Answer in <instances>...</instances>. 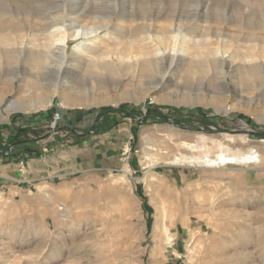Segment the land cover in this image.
<instances>
[{
	"label": "rangeland",
	"instance_id": "374dc122",
	"mask_svg": "<svg viewBox=\"0 0 264 264\" xmlns=\"http://www.w3.org/2000/svg\"><path fill=\"white\" fill-rule=\"evenodd\" d=\"M50 108L113 166L0 200V264H264V0H0V122Z\"/></svg>",
	"mask_w": 264,
	"mask_h": 264
},
{
	"label": "crops",
	"instance_id": "0c3cea01",
	"mask_svg": "<svg viewBox=\"0 0 264 264\" xmlns=\"http://www.w3.org/2000/svg\"><path fill=\"white\" fill-rule=\"evenodd\" d=\"M54 111L50 108L12 114L0 122V200L39 186L67 185L68 178L83 176L88 171L100 172L105 164L113 166L110 156L115 153L113 139L118 129L108 116L104 118L105 126L101 125V117L94 119L95 125L88 131L91 135L82 137L72 131L79 140L70 145L66 142L71 136L64 139L61 131L70 129L67 123L72 119L68 114L77 117L79 112L61 108L60 118L52 127ZM60 123L62 130L53 133Z\"/></svg>",
	"mask_w": 264,
	"mask_h": 264
},
{
	"label": "bare ground",
	"instance_id": "6f19581e",
	"mask_svg": "<svg viewBox=\"0 0 264 264\" xmlns=\"http://www.w3.org/2000/svg\"><path fill=\"white\" fill-rule=\"evenodd\" d=\"M170 24H168V25L170 26ZM163 26H165V25H163ZM183 27H185V26H183ZM208 29H209V27H208ZM170 30L172 32L173 29H170ZM175 31L176 32H175L174 35H172V38H175L176 39L180 35V33L182 31H184V30H182L181 25H177ZM87 32H89V31H87ZM82 34H83V31L81 30V28L80 29H76V36L77 35H82ZM183 35H184V33H183ZM55 40L58 41L57 44H62V43L65 42L64 40H66V39L64 37H58ZM167 42H169V41H167ZM63 55H64V47L61 48V56H63ZM50 97H46V98L39 97V98L33 99L30 104H26V106H24V107L31 109V108L42 107V106H45V105H50L51 104V98ZM67 102L68 101H67V99H66L65 96L61 98V105H64V107L67 106L66 105V104H68ZM13 105H16V104H12V106ZM258 153L256 152V150H249L247 152L245 151V152H239V153H229V152H225L224 153V152H220L217 156L215 155L216 157H214V158L206 157L205 155H204L205 157H201V156H182L181 158H176L174 160V162H177L178 161L179 163L180 162L181 163H184L185 162V163H190L191 165L197 164V165H203V166H208V167H213V168H219V167H223V166H226V165H238V164H242L243 165V164H254V163H257V162L260 161L259 160V154ZM127 171L128 170L126 169L125 172H127Z\"/></svg>",
	"mask_w": 264,
	"mask_h": 264
},
{
	"label": "built area",
	"instance_id": "2783aa9c",
	"mask_svg": "<svg viewBox=\"0 0 264 264\" xmlns=\"http://www.w3.org/2000/svg\"><path fill=\"white\" fill-rule=\"evenodd\" d=\"M59 118H60V113H59V111L55 110L53 112V123H52V127H55V124L59 120Z\"/></svg>",
	"mask_w": 264,
	"mask_h": 264
},
{
	"label": "trees",
	"instance_id": "16d2710c",
	"mask_svg": "<svg viewBox=\"0 0 264 264\" xmlns=\"http://www.w3.org/2000/svg\"><path fill=\"white\" fill-rule=\"evenodd\" d=\"M175 111H176V112H179L180 109H175ZM188 112H189L190 114H197V113L201 112V110H199V109H189ZM200 117L204 118L205 116L201 115Z\"/></svg>",
	"mask_w": 264,
	"mask_h": 264
}]
</instances>
